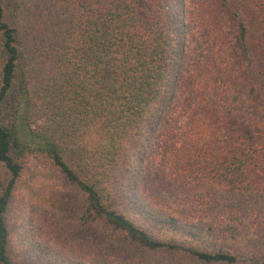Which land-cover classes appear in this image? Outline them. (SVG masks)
Wrapping results in <instances>:
<instances>
[{"label":"trees","instance_id":"obj_1","mask_svg":"<svg viewBox=\"0 0 264 264\" xmlns=\"http://www.w3.org/2000/svg\"><path fill=\"white\" fill-rule=\"evenodd\" d=\"M187 36L202 56L222 59L238 47L259 104L248 118L253 127L227 125L224 140L201 115L176 138L164 136L184 144L170 156L176 176L162 173L156 185L172 199L183 196L171 212L206 220L185 228L166 211L137 208L133 183L117 182V168L135 137L166 124L180 101ZM223 86L220 111L244 92L232 91L229 80ZM26 151L47 158L81 191L78 223L84 231L99 227L101 242L112 244L110 235L204 264H264V230L199 212L211 209L212 188H221L245 205H225L226 212L264 214V0H0V264H29L12 257L7 223ZM199 180L206 189L196 203L182 189Z\"/></svg>","mask_w":264,"mask_h":264},{"label":"rangeland","instance_id":"obj_2","mask_svg":"<svg viewBox=\"0 0 264 264\" xmlns=\"http://www.w3.org/2000/svg\"><path fill=\"white\" fill-rule=\"evenodd\" d=\"M183 31L182 36L186 29ZM187 39L184 59L187 65L184 68L185 78L180 101L172 102L170 118L166 124L160 125L154 132L146 131L147 133L143 132L135 137L130 144V152L127 150L117 168L120 175L117 182L121 181L125 185L126 179L130 184L133 183L129 198L136 201L137 208H153L156 214L166 211L165 215H174L178 220L170 222L185 228L191 227L193 223L204 224L206 220L205 216L192 212L184 216L171 212L174 203L179 201L183 205V196L179 194L178 198L172 199L163 187L156 185L158 177L164 173L176 176L173 172L177 168L172 167L174 170L169 165L172 158L170 156L179 154L176 153L180 150L176 145L179 147L184 144L181 138L173 143L164 136L172 133L175 137L201 115L210 133L213 128H217L219 139L224 140L227 125L237 127L242 132L253 127L248 118L253 116L252 113L254 109H258L259 104L249 88L255 74L247 66V60L241 56L238 47H227L225 56L216 59L214 55H200L195 44L187 47L191 38L187 36ZM222 61L223 64L219 65L224 70L220 72L216 63ZM228 80L232 83V91L237 87H244V92L240 99L220 111L217 102L224 81ZM20 159L23 170L16 180L7 210L10 251L14 259L18 260L24 255L29 264H204L171 250L150 253L110 235L112 244L101 242V236L95 231L99 227L90 226L89 229L93 230L84 231L83 226L78 223L77 212L82 206L83 195L65 178L60 169L47 158L36 156L32 151H26ZM205 187V182L199 180L185 184L182 191L186 196L193 193V199L197 203L204 199ZM212 191L216 195L213 206L210 210L201 208L202 211L199 212L209 217H219L218 224L220 220L226 219L231 220L230 222H242L244 225L241 224V228L250 232L264 230V214H254L251 217L237 211L231 212L234 207H245L243 199L221 188H212ZM122 198L126 204L124 194ZM225 205L231 211L226 212ZM195 206L193 211L197 209ZM146 227L154 231L153 228Z\"/></svg>","mask_w":264,"mask_h":264}]
</instances>
